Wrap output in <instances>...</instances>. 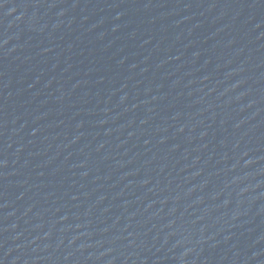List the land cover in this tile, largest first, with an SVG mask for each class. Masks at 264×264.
<instances>
[{
	"label": "water",
	"instance_id": "water-1",
	"mask_svg": "<svg viewBox=\"0 0 264 264\" xmlns=\"http://www.w3.org/2000/svg\"><path fill=\"white\" fill-rule=\"evenodd\" d=\"M0 264H264V0H0Z\"/></svg>",
	"mask_w": 264,
	"mask_h": 264
}]
</instances>
